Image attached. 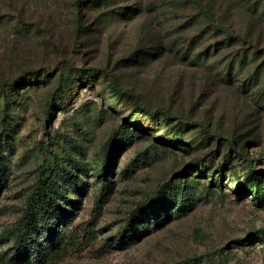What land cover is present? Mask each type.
<instances>
[{
    "label": "rangeland",
    "instance_id": "obj_1",
    "mask_svg": "<svg viewBox=\"0 0 264 264\" xmlns=\"http://www.w3.org/2000/svg\"><path fill=\"white\" fill-rule=\"evenodd\" d=\"M13 78L0 87V264L46 172L69 205L46 264H264V190L239 187L251 165L264 189V0H0V84ZM184 119L197 124L164 135ZM148 197L181 207L126 230Z\"/></svg>",
    "mask_w": 264,
    "mask_h": 264
},
{
    "label": "trees",
    "instance_id": "obj_2",
    "mask_svg": "<svg viewBox=\"0 0 264 264\" xmlns=\"http://www.w3.org/2000/svg\"><path fill=\"white\" fill-rule=\"evenodd\" d=\"M127 14L123 13V16ZM214 27L216 25H213ZM241 65L244 63L245 58L241 56L239 59ZM195 63L196 61L193 60ZM196 64V63H195ZM99 68H90L86 69V73H88L91 77H94V73L98 72ZM36 75V72H35ZM36 77V76H35ZM22 79L13 78L9 80H5L0 84V87L7 85V88L10 91H14L18 85L22 84ZM111 87L113 92L116 93V96H130L127 90L122 89L117 82L112 79ZM138 111L147 115V118L144 120H150L157 118L158 113L148 112L143 106H138ZM164 118L171 119V114L168 110H160L159 112ZM175 127L172 128L171 132H164L165 136L171 135V133L179 132L182 127H188L189 125H195L197 123L184 119V121H179ZM206 135L212 136L208 132L207 127L205 126ZM161 140V139H159ZM174 141H180V137L174 139ZM174 142V143H175ZM114 143L113 139H110L104 146V151L106 153H110L113 149ZM197 170L201 171L202 176L200 174L193 175L194 178L205 177V174L209 172L208 167L205 165L204 161H200L196 164ZM222 167V166H220ZM201 169V170H200ZM247 171L249 172V176L241 180L239 183V187H246V183H255L253 189L258 190L254 199H261L262 196H259L260 192H263V187L260 185L261 177L256 174L251 165L247 166ZM61 177L62 182L66 185L75 184L74 178L75 175L72 173H68L64 171ZM191 175V174H190ZM237 178V181H240ZM249 189V188H245ZM159 196V195H158ZM158 198L148 197L144 201L140 202L137 207L133 210L132 214L129 217V223L126 230L131 231L132 229L138 227L142 228V226L147 225L149 222H152L151 219H155V217L159 216L160 211H165V217H170L174 213V209L176 206H180V202L176 204L173 210H170L165 207L164 203H157ZM68 197L66 196L65 186L61 184L56 175L54 177L53 173H44L35 183V186L27 197L26 205L24 207V211L20 216L19 220L16 223V226L10 230L11 241L13 243V264H46L52 258H56L61 251L64 250V242L62 238V232L55 230L54 225L52 226V222L54 218H57L58 215H62L67 212V207L69 205H63V201H67ZM183 205V204H182ZM159 207L158 211H155V208ZM165 207V208H164ZM180 208L176 211L178 212ZM143 215V217H142ZM153 215V216H152ZM155 221H159L158 217ZM130 227V228H129ZM130 229V230H129ZM125 235V234H124ZM122 235L119 238L114 239V243L119 246L127 243L129 240H126L125 236ZM250 236H246L245 239H238L237 241L242 245L249 244ZM246 241L248 243H243L241 241Z\"/></svg>",
    "mask_w": 264,
    "mask_h": 264
}]
</instances>
